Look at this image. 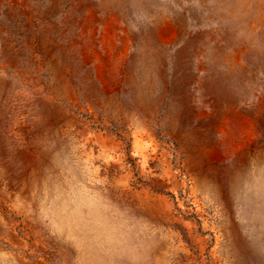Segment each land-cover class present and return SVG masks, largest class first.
Listing matches in <instances>:
<instances>
[{
  "label": "rangeland",
  "instance_id": "rangeland-1",
  "mask_svg": "<svg viewBox=\"0 0 264 264\" xmlns=\"http://www.w3.org/2000/svg\"><path fill=\"white\" fill-rule=\"evenodd\" d=\"M0 264H264V0H0Z\"/></svg>",
  "mask_w": 264,
  "mask_h": 264
}]
</instances>
